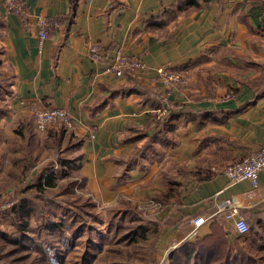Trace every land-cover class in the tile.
Instances as JSON below:
<instances>
[{"label":"crops","instance_id":"0c3cea01","mask_svg":"<svg viewBox=\"0 0 264 264\" xmlns=\"http://www.w3.org/2000/svg\"><path fill=\"white\" fill-rule=\"evenodd\" d=\"M4 1L0 187H13L19 171L32 165L17 126L29 120L39 146L48 138L28 105L56 106L74 119L71 137H87L78 149L81 171L101 200L115 201L122 169L127 176L119 188L133 198L166 190L165 173L186 187L182 202L159 214L173 224L162 231L168 250L178 228H196L189 222L195 217L204 219L196 236L209 235L222 220L241 243L223 213L225 201L237 198L264 251V170L255 197L248 180L231 182L224 174L264 145V0H19V13ZM47 16L60 25L40 43L38 19ZM93 43L103 47L100 61L89 53ZM119 50L149 69L120 77L106 72ZM166 64L189 80L173 90L170 105L155 71ZM34 154L43 159L50 151Z\"/></svg>","mask_w":264,"mask_h":264},{"label":"trees","instance_id":"16d2710c","mask_svg":"<svg viewBox=\"0 0 264 264\" xmlns=\"http://www.w3.org/2000/svg\"><path fill=\"white\" fill-rule=\"evenodd\" d=\"M71 2L75 3L76 0H71ZM15 130L23 136L22 150L25 156L28 158L33 156L32 165L28 164L27 168L30 170L34 168V171L31 170L32 173L27 179L21 181L25 188L24 195H18L17 192L18 201L3 213L4 217L10 218L15 227V233L8 234L0 231V241L10 245L1 258L5 256L9 258L11 254L20 250L23 253L19 252L17 260L5 259L6 262L9 264H51L46 262L47 253L50 252L53 257H57L56 250L58 252L62 243L65 245L67 239L75 238L76 234L83 230V223L80 219L91 204V199L86 195L77 194L75 197V188L80 186L84 189V186L88 184L86 176L78 172L76 175L70 174L71 171H77L81 166L80 160L83 154H80L78 149L85 143L87 137L73 138L71 137L73 128L54 125L46 130L48 138L43 146H39L36 131L29 120L18 125ZM44 149L49 150L54 158L49 161V165V162H44L43 167L37 169L40 154H34V151L40 153ZM56 165L60 167L59 174L67 178L62 189L58 191V195L64 197L66 194L70 196L74 194V201H71L70 197L64 202L55 198L54 195L49 196L51 190L55 189L53 168ZM163 177V182L168 184V188L164 191L156 190L150 197L152 202L160 204L159 211L182 202L186 190L180 181H176L175 178L171 180L169 174L165 173ZM129 202L128 200L122 201L121 206L123 207L120 212L118 209L109 212L106 219L107 226L116 231L129 228L136 238L150 239L151 254L158 252V247L164 245L163 240L166 238L162 234L163 221H170V219L156 218L152 214H148V217L144 215L147 217L144 218L142 213L139 214L132 209ZM79 213H82V216ZM33 221L36 223L35 231L32 230ZM171 223L170 221V225ZM67 227L74 232L72 235L67 234ZM41 238L44 239V245L41 244ZM253 238L254 236L249 232L244 238V244H241L239 240L229 237L222 220H215L211 225L209 235L185 240L179 247L168 253L165 264H264V252H260L262 245L257 246Z\"/></svg>","mask_w":264,"mask_h":264},{"label":"rangeland","instance_id":"374dc122","mask_svg":"<svg viewBox=\"0 0 264 264\" xmlns=\"http://www.w3.org/2000/svg\"><path fill=\"white\" fill-rule=\"evenodd\" d=\"M52 158H54V156L50 154L40 160H43L46 163L51 161ZM83 159L84 155L81 156V165L83 163ZM32 160L33 156L28 158L29 163H32ZM49 164L50 162L48 163V165ZM38 165L39 166L37 167V169L43 167L44 163L40 162ZM53 171L55 175V179L53 181L55 189L51 190L49 196L51 197L52 195H54L55 198L63 200L64 202H66L65 199H69L70 197L71 201H74V194L71 195L72 197L69 194H66V196L64 197H60L58 195V191L62 189V186L66 183L67 178L62 177L59 174L60 167L58 165L53 168ZM77 172L86 176L82 173L81 166L77 171H71L70 174L73 173L74 175H76ZM30 173H32L30 169H28L27 171L20 170L18 173V182H13V187H0V231L6 232L8 234L15 233V227L11 223L10 218L7 216L4 217L3 213H5L9 208L13 207L18 201L19 196H16L17 192L18 195H24L25 188H23L24 185L21 184V181L25 178L27 179ZM126 176L127 173H125L123 169L116 173V181H114V187L115 189L117 188V191H119L117 198L113 202H106L98 198L96 196L95 190L90 186L89 177L86 176L88 184L84 186V189H81L80 186L75 188V197L77 196V194H82L83 196L86 195L89 197V199H91V204H89L90 207L87 209L88 211L85 210L83 212L85 213V215H83V217H81L80 219L83 223V230L76 234L75 238L67 239L65 245L62 243L61 248L58 250V252L56 250V254L58 253L57 257H53L50 252H48L46 262H50L51 264H165L167 255L170 251L179 247L180 244L185 240L193 238L189 237L192 229L187 232L186 228L183 229L182 227H180L177 230V234L174 233L176 235L172 237L173 240L172 244L169 246V250L167 249L169 243L168 242L162 245V247L159 246L158 252L151 254V247L149 246L150 239L136 238V235L132 234V232H130L131 230L129 231V228H125L121 231H116L114 228L111 229L110 227H108L106 224V219L109 215V212L117 209L118 212H120L123 207L121 206L122 201H130L129 203L133 208L131 206L130 207L133 210L135 209L139 214L142 213V216L144 218H147L148 214H152L156 218L163 219V216L165 215H159V212H166L169 210L163 209L162 211H159L160 204L154 203L150 200V197L152 196V194L154 195V193H152L151 196L146 199H139L135 197L133 198L121 191L122 189L124 190V188L119 187L123 186L122 181ZM13 180L15 179L13 178ZM14 183L18 184L19 186L14 187ZM163 189L165 190V188ZM79 214L80 216H82V213ZM144 215L147 217H145ZM163 223V227H173V224L172 227H170L169 220H165L163 221ZM35 224V221H33L32 230H34ZM73 233L74 232L69 227H67V234L72 235ZM61 239H63V237ZM240 239L241 243L244 244L245 239ZM41 244L44 245V239L42 238ZM8 247L10 248L9 243L0 241V264H9L6 262V260H17V255L20 254L19 252L23 253L19 250L11 254L9 258L7 256H5V258H1V255H4ZM260 252L264 251L261 250ZM22 260L24 259L22 258Z\"/></svg>","mask_w":264,"mask_h":264},{"label":"built area","instance_id":"2783aa9c","mask_svg":"<svg viewBox=\"0 0 264 264\" xmlns=\"http://www.w3.org/2000/svg\"><path fill=\"white\" fill-rule=\"evenodd\" d=\"M5 6L9 12H20L19 0H5ZM60 25L58 18L54 16L40 17L38 19V37L40 43L50 36L51 31ZM89 53L94 60L100 61L103 59L104 50L100 44L93 43L89 46ZM149 66L140 57L132 54H125L119 50L106 72L113 73L116 76H123L126 72L146 71ZM156 79L163 88V101L165 104H171V94L178 86L186 85L189 80L188 77L179 71L174 70L170 65H161L155 69ZM228 96H233V92L228 93ZM35 104V103H34ZM34 104L28 105V110L33 114L35 126L38 131H46L49 127L54 125H63L68 128H73L75 125L74 119L70 116L68 111L60 107H40ZM167 106V105H166ZM264 170V145L261 146L253 154L227 165L224 169V174L231 182H238L241 180H248L251 185L249 191L250 197H255L258 194L260 185L259 176ZM242 202L237 198H229L225 201L223 213L227 221H232L230 228L234 235L245 238L249 233V224L246 218L240 214ZM195 225V229L191 232L189 237H194L197 234V227L204 223L202 217H195L191 221Z\"/></svg>","mask_w":264,"mask_h":264}]
</instances>
